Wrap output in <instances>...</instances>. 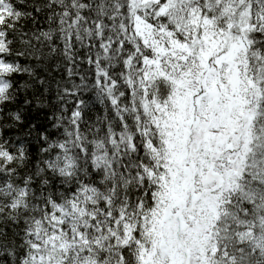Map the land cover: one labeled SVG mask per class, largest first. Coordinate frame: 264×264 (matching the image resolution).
Instances as JSON below:
<instances>
[{"label": "snow or ice", "instance_id": "6c2138e0", "mask_svg": "<svg viewBox=\"0 0 264 264\" xmlns=\"http://www.w3.org/2000/svg\"><path fill=\"white\" fill-rule=\"evenodd\" d=\"M0 264H264V0H0Z\"/></svg>", "mask_w": 264, "mask_h": 264}]
</instances>
